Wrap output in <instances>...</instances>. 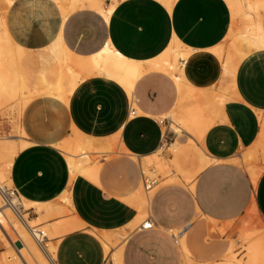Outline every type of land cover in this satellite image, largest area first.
Segmentation results:
<instances>
[{
    "label": "crops",
    "instance_id": "obj_1",
    "mask_svg": "<svg viewBox=\"0 0 264 264\" xmlns=\"http://www.w3.org/2000/svg\"><path fill=\"white\" fill-rule=\"evenodd\" d=\"M99 4L106 7L110 0L2 2L0 14L8 36L30 53H46L60 37L66 49L86 57L108 40L114 50L145 69L131 94L117 81L93 74L79 77L70 88L64 82L65 95L32 97L16 115L27 144L12 159L10 186L19 197L39 203L70 194L72 214L83 225L57 239L55 264H114L113 252L120 253L123 264H179L172 230L217 235L203 228L209 219L226 226L244 212L240 172L227 161L251 146L261 131L264 50L245 54L229 76L222 67L226 52L218 57L211 49L225 42L233 22L237 28L263 23L264 31V9L258 14L250 11L251 20L244 9L233 20L227 0H174L170 8L159 0H119L105 21ZM175 42L187 56L170 58V75L153 60ZM179 76L181 83L175 81ZM211 92L226 98L221 113L207 127L188 131L169 118L186 96L198 94L202 99ZM208 115L205 110L200 125ZM75 133L110 142L112 148L102 154L118 155L101 160L99 184L81 174L71 177L63 146L71 144ZM188 139L212 161L190 180L182 173L198 164V155L179 172L169 164L171 176L154 185L158 189L148 215L154 227L142 229L139 224L132 229L140 208L121 196L137 189L143 158L176 140L187 144ZM166 155L173 160V152ZM71 157L79 160L76 154ZM247 198L264 221V169ZM99 232L118 240L116 246L110 244L108 254Z\"/></svg>",
    "mask_w": 264,
    "mask_h": 264
},
{
    "label": "bare ground",
    "instance_id": "obj_2",
    "mask_svg": "<svg viewBox=\"0 0 264 264\" xmlns=\"http://www.w3.org/2000/svg\"><path fill=\"white\" fill-rule=\"evenodd\" d=\"M9 3L11 0H4ZM119 0H110V4L106 7L98 6V11L103 20L107 21L113 6ZM170 8L174 0H159ZM233 20L244 9L246 19L251 20L250 11L258 14V10L264 9V0H227ZM227 45L219 44L211 50L218 56L225 51L226 57L223 61L222 67L227 75H232L236 64L248 52L252 50H264V31L263 23H242V27L237 28L235 23L231 24L229 33L226 36ZM183 46L178 43H171L164 53L153 60L159 69L169 73L172 69L170 61L171 57L180 56L185 58L187 50H182ZM183 67V66H182ZM145 69L138 61H133L122 56L112 48L108 40L104 45L94 54L86 57L78 56L65 48L59 37L53 43L46 53H30L25 48L14 43L8 36L3 25V19L0 14V107L4 104L9 105V108L16 112L17 116L22 107L34 96L51 93L57 95H65L63 84L70 88L74 82L81 76L100 75L117 81L126 91L131 94L134 90L135 84L143 74ZM182 77L175 78V81L181 83ZM69 92V91H68ZM198 95V94H196ZM194 95H189L183 98L184 103L181 104L179 111L180 117L177 113H172L169 118L172 121H179V127L184 126L187 129L198 131L199 127H207L209 122L215 115H219L222 111V105L225 101V95L218 92H211L210 94L202 95V99L191 103V98H199ZM205 110L210 112V116L205 119L204 124L200 125L201 117ZM177 114V115H176ZM261 121V131L254 143L246 148V150L239 156L242 163L255 161L258 157L264 162V116L259 114ZM18 132L23 136V132L19 125ZM1 139V138H0ZM27 142L22 138L18 145H2L0 144V237L3 236L8 242H12L13 238L17 236L23 248L19 251L20 256L24 259L26 264H31V259L25 254L27 251L36 262V264H55L54 251L57 239L76 228H79L83 223L72 214L70 207V194L62 193L58 198V204H51L50 202L39 203L32 202L9 193V169L12 159L16 152L26 145ZM112 144L103 140H94L85 135L75 133L71 144H66L63 149L67 152L69 163L71 166V177L74 178L76 174H81L90 181L99 184V168L93 164V159L106 149H111ZM174 152V159L172 165L176 170H182L183 162L189 153L198 152L199 162L191 170L182 173L185 179L190 180L194 178L200 170H202L212 160L206 158L203 153L195 150L193 145L182 144L175 141L170 145ZM78 152L79 160H75V153ZM157 153L145 156L143 158V167L148 166L153 162L156 169L160 173H165L169 170V166L157 158ZM263 168L258 167L251 173V179L256 184L259 175ZM142 174L143 171L141 170ZM143 187V176H142ZM157 186L150 190H145V196L142 192L141 184L139 182L137 189L133 192L121 196L126 202L135 205L138 208L147 207L148 215L151 214V204ZM251 213L258 219L262 225L264 222L260 217L253 200H250ZM34 209L40 217L30 220L28 218V210ZM196 211L199 209L195 206ZM71 215L67 218L62 217L51 224L40 222L41 219H46L52 215ZM139 218H137L138 221ZM136 221V222H137ZM133 222L131 226L135 225ZM183 230H172L173 239L180 250V254L184 259H187V264H264V230L263 231H249L239 234V239L242 242L243 255L238 258L229 247L214 248L213 253L208 260L204 259L202 262L192 261L188 257L189 249L188 242L193 241V235ZM179 233V234H178ZM104 244L107 254L110 250V244L113 242V235L106 232L97 233ZM55 238L54 242L43 244L44 240ZM196 239V238H195ZM195 241V240H194ZM209 255V254H208ZM8 255L6 258L13 257ZM218 256V260L210 261L211 258ZM111 258L114 264H123L119 252H113ZM189 259V260H188ZM2 264H19L16 259H9Z\"/></svg>",
    "mask_w": 264,
    "mask_h": 264
},
{
    "label": "rangeland",
    "instance_id": "obj_3",
    "mask_svg": "<svg viewBox=\"0 0 264 264\" xmlns=\"http://www.w3.org/2000/svg\"><path fill=\"white\" fill-rule=\"evenodd\" d=\"M4 0H0V7L2 5V2ZM4 3H6L4 1ZM227 42L223 43L224 46L227 45ZM199 100V98H191V103H194V101ZM16 112L12 111L9 108V105L4 104L0 107V144L4 145H10L14 144L15 146L19 144L20 139L22 138L21 134L18 132V122H17V116ZM182 125V124H180ZM183 129L190 131L189 129L185 128L182 126ZM177 132L179 130L176 129ZM179 135V134H178ZM200 142V141H199ZM186 143L190 146L193 145L195 150H199V148L196 146L194 141L192 140H187ZM246 150V149H245ZM241 151L239 155L235 156L233 159L227 161V164L236 167L238 171L240 172V176L243 182V190H244V212L239 215V217L236 220H233L229 222L228 225H223L219 226L217 225L216 221L214 220H208V225H204L203 228H207L206 231L215 233L217 232V235H193V241L188 242V257L196 262H202L203 260H208L210 258V253L212 255L214 248L222 247V248H227L229 247L231 251L234 252L236 257L240 258L243 255V247H242V242L239 239V234L242 232H249V231H263L264 230V222L262 225L258 222V219L251 213L250 210V205L248 201V194L252 193L255 188V183L251 179V173L254 169L261 167V169H264V162L261 159V157H258L255 161L248 162V163H242L239 160V156L245 151ZM172 153L173 150L171 147L166 148L165 145L161 151L157 153V158L161 163H165L169 168H172L171 164L173 160H168L166 153ZM174 153V152H173ZM201 153V152H200ZM78 156V152L75 153ZM198 152L195 151L193 153H189L188 156L186 157L185 161L183 162V168H186L187 163L193 161L194 159L197 158ZM105 157V161H109L111 159L117 158L118 155H113L109 156L106 154L100 153L98 156H96L93 159V164L97 165L99 168V173L101 174V171L103 169V165L101 164V160ZM79 159V156H78ZM174 159V158H173ZM134 161L136 159L134 158ZM2 165V162H0V166ZM156 169L155 163L151 162L148 164V166L143 167L141 170L143 171V174H140L139 177V182L141 184L142 192L145 196V192L143 191L142 187V176L147 177V178H152L157 180L156 183H160L162 180L168 178L171 176V169L167 170L165 173H160L157 170L153 171ZM176 170V169H175ZM175 172H179L176 170ZM9 193H13L14 195H17L11 186H9V189L7 190ZM11 193V194H12ZM58 200L55 199L54 201H51L50 203L55 205ZM71 214L68 213L66 215H52L50 217H47L46 219H41L39 220L40 222H43L45 224H51L55 222L56 220L61 219L62 217L67 218ZM40 217L39 214L34 210V209H29L28 210V218L30 220H34L36 218ZM148 217V210L147 207L144 206L140 208V213H139V219L133 225L132 229H136L138 225L146 218ZM202 218H204L201 215ZM216 223V224H215ZM196 238V239H195ZM195 240V241H194ZM55 238L49 239V240H44L43 244H48V242H54ZM115 241V240H114ZM113 246H116L118 244V240L115 242L111 243ZM23 248V244L21 240L15 236L13 238L12 242H8L3 236L0 237V264L4 263L5 261H10L9 259H16V261L19 262V264H26L22 256H20L19 251ZM13 254V257L6 258L8 255ZM25 254L31 259V264H36V262L33 260L32 256L25 251ZM209 254V255H208ZM205 257V259H204ZM219 257L215 256L210 259V261L218 260ZM180 263L179 264H187L188 261L187 259H184L182 255L180 256ZM189 260V259H188Z\"/></svg>",
    "mask_w": 264,
    "mask_h": 264
},
{
    "label": "built area",
    "instance_id": "obj_4",
    "mask_svg": "<svg viewBox=\"0 0 264 264\" xmlns=\"http://www.w3.org/2000/svg\"><path fill=\"white\" fill-rule=\"evenodd\" d=\"M157 180L143 177V187L145 190H150L156 184ZM142 229H151L154 227V221L149 216L146 217L139 225ZM107 264V263H105Z\"/></svg>",
    "mask_w": 264,
    "mask_h": 264
}]
</instances>
